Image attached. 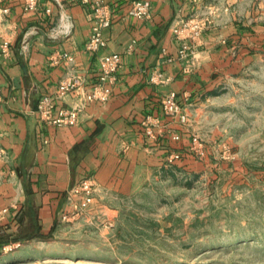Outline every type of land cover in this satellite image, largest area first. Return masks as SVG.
I'll use <instances>...</instances> for the list:
<instances>
[{
    "label": "crops",
    "instance_id": "0c3cea01",
    "mask_svg": "<svg viewBox=\"0 0 264 264\" xmlns=\"http://www.w3.org/2000/svg\"><path fill=\"white\" fill-rule=\"evenodd\" d=\"M96 1L108 4L115 19L104 30L106 45L90 52L84 44ZM131 1L38 0L37 8L29 10L26 0H0L11 9L0 24V148L6 151L0 157V211L8 209L0 224L11 223L14 230L36 223L48 234L63 212L74 210L68 196L82 178L97 180L96 194L122 191L164 164L186 134L179 121L165 114L161 97L176 91L190 115L191 106L208 99L241 57L219 40L229 30L237 34L233 38L243 30L227 21L220 31L203 35L191 63L178 59L180 42L172 25L201 8L204 0H150L151 17L143 20L128 16ZM5 40L10 41L7 55ZM111 52L122 56L112 97L104 104L84 103L97 79L100 56ZM61 53L71 54L73 61ZM169 56L174 59L168 61ZM158 69L170 80L154 82ZM70 72L85 77L84 86L57 103L83 105L79 122L47 125L39 119L38 102L56 93Z\"/></svg>",
    "mask_w": 264,
    "mask_h": 264
},
{
    "label": "rangeland",
    "instance_id": "374dc122",
    "mask_svg": "<svg viewBox=\"0 0 264 264\" xmlns=\"http://www.w3.org/2000/svg\"><path fill=\"white\" fill-rule=\"evenodd\" d=\"M191 15L209 21L197 47L227 21L243 30L219 37L241 57L180 122L181 157L95 191L47 239L0 247V264H264V0H204Z\"/></svg>",
    "mask_w": 264,
    "mask_h": 264
},
{
    "label": "built area",
    "instance_id": "2783aa9c",
    "mask_svg": "<svg viewBox=\"0 0 264 264\" xmlns=\"http://www.w3.org/2000/svg\"><path fill=\"white\" fill-rule=\"evenodd\" d=\"M38 0H26L27 9H36ZM9 6L0 5V24H2L6 16L10 13ZM152 3L150 0H132L128 10V16L134 19L143 20L151 17ZM94 24L88 39L85 42V49L90 52H98L106 45L104 38V30L114 23L115 14L108 4L96 1L93 9ZM206 19H199L197 16L190 15L186 18H179L172 25V32L176 39L180 42L178 50V59L188 60L196 56L198 40L206 28ZM3 53L6 55L10 52V41L5 40L2 44ZM61 57L69 61H73V57L69 53H61ZM173 56L167 57L168 61H172ZM122 56L118 52H111L100 56L99 70L97 79L91 84L90 89L85 94V102H96L104 104L109 101L113 95V87L117 80L118 72L121 68ZM190 65V64H189ZM162 72L158 69L154 71L152 80L154 82H164L170 80L169 77H163ZM86 79L81 75L69 73L58 86V90L54 94L43 95L37 105L36 111L39 119L47 124L57 127H65L75 125L79 122L80 111L83 105L73 107L59 106L57 101L65 94L75 92L84 86ZM4 100L3 88L0 85V104ZM161 104L166 115L176 119L181 123L189 121V114L186 106L179 100L178 93L171 90L161 97ZM174 139H178V134L173 135ZM198 136H193L190 150L195 151L197 145L200 144ZM6 151L0 148V157L5 156ZM181 153L172 151L169 160L179 159ZM98 182L94 177L86 176L82 178L76 185L70 189V204L76 213L84 212L90 207L95 199V191ZM8 209L0 211V215L7 212ZM64 217H67L65 214Z\"/></svg>",
    "mask_w": 264,
    "mask_h": 264
},
{
    "label": "trees",
    "instance_id": "16d2710c",
    "mask_svg": "<svg viewBox=\"0 0 264 264\" xmlns=\"http://www.w3.org/2000/svg\"><path fill=\"white\" fill-rule=\"evenodd\" d=\"M33 211H31V215L33 217ZM20 214V216H19ZM19 216V222L23 224L24 215L19 212L17 214ZM55 227L48 233H42L41 228L35 223L31 224V226H20L13 230L11 223L0 224V247H3L7 244H13L15 242H20L22 240L32 238V237H40L42 239L49 238L54 231Z\"/></svg>",
    "mask_w": 264,
    "mask_h": 264
}]
</instances>
